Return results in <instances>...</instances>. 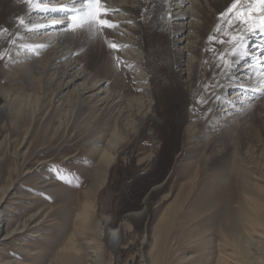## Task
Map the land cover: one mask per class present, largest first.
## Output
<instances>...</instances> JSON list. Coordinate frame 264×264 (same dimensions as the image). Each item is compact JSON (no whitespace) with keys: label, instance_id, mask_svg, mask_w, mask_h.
Returning a JSON list of instances; mask_svg holds the SVG:
<instances>
[{"label":"bare ground","instance_id":"6f19581e","mask_svg":"<svg viewBox=\"0 0 264 264\" xmlns=\"http://www.w3.org/2000/svg\"><path fill=\"white\" fill-rule=\"evenodd\" d=\"M43 1L53 2V0ZM71 1L74 0H61L60 3ZM75 1H77L76 6L81 7L80 0ZM118 1L103 0L102 7L109 9V14L104 19H108L113 12L130 10V12L134 11V16L127 18V20H131L135 25L116 23L114 26V22L109 20L113 25L111 28L101 29L98 25H93L91 28L69 29L67 27L68 19L65 18L68 22L64 24V17L58 20L57 18L59 14L68 16L67 10L71 7L66 3L58 4L56 7L51 5V9L56 10L49 12L57 14L60 11L58 15H54L56 22L50 24L52 26L51 31L42 33L41 37L36 39L32 37L31 39L34 41H30V39L23 43L15 42L18 46L11 47V56L7 58L9 59V61L7 60L9 65L6 72L8 75L0 77V129L4 132L0 141V149L3 146L7 149L8 145L11 146L9 151L5 147V151H0V245L6 244L9 239H15V235L22 231L33 232L31 229L36 225V221L32 219L34 215L19 220L16 219L17 217L9 216L10 212L6 214L4 210L8 209L6 207L9 199L16 198V194L20 193L16 184L18 181L15 178L20 180L28 178L27 175L35 173L36 169L54 164L39 158L41 151L36 150L33 141L28 140L29 137L26 139L29 132L32 138L35 137V134L39 135L38 132L40 131L37 130L35 133V128L30 130L32 121L33 124H37L45 115L44 111L51 110L53 112V108L50 109L52 101L58 102V107L56 108L54 125L46 124L50 129L46 131L49 135H47L49 141L54 139L55 135L63 134L68 129L70 120L75 116L77 121L74 120L78 126L81 124L87 131L91 128L93 130L86 140L89 143L88 150L98 159L97 172L93 178L91 177V185H93L96 184V181L102 180L104 170L115 159L120 158L118 151L129 132L133 133L136 127L140 128L152 124L156 126L161 124L162 126L167 122L166 108L164 110L158 106L160 105L158 96L160 94L169 95L174 92L180 99L176 103L173 101L174 104H179V108L174 111L172 118L179 122L178 127L181 133L179 135L182 136L183 145L185 143L188 147L180 146L173 155V163L179 157L185 159L184 164L178 163L179 166H182L181 171L174 173L175 179L182 181L175 193L161 195L163 200L169 196L172 197L171 203L173 204L163 211V216L157 227L158 231L165 232L167 231L166 228H172L176 224L175 220L178 216L181 219H179L176 227L186 225V227L191 228L195 222L191 223V219L196 215L194 210L199 211L205 199L220 201L218 203H221L222 209H220L223 213L224 210L226 213L229 211L231 202H239L237 212L234 213V216L228 215L225 221V233H222V237L219 239L220 250L217 264H264V184L261 185L264 182L262 175L264 169L258 168L255 164L252 165L250 150L243 148L247 141L259 142L261 136L257 129L245 130L236 122L237 120L241 121L237 117L244 110L247 111V115L253 119V122L260 119L264 122V98L259 99L260 103L252 105L251 108L246 106L248 100L252 98L251 93L264 88V73L259 72L257 74L261 69V64L256 67L255 63L260 62L256 60V54L264 51V33L255 30L251 34H246L245 29L248 25L241 26L237 32L236 16L224 14L228 6L233 4L235 0H207L208 2L203 0L214 7L215 11L211 14L212 17L217 14L220 17L215 23V30L211 32L207 30L211 16L207 17L208 14L198 16V12L193 13L192 5L186 13L181 11L171 15L166 10L169 0H128V2L136 4L135 6L132 4L121 6L116 4ZM34 2L36 0H33V3L29 5L25 3V0H4L0 14L2 16L6 14L18 15L19 17L16 19L18 20L20 16L31 19L33 17H30L32 11L47 12L43 11V8H34ZM154 2L158 3L161 9L164 8L163 14L158 17L157 21L151 14L149 16L147 14L150 4ZM181 2L182 0H177V4ZM184 3L186 4L187 0H184ZM49 5L47 3V7ZM62 6L66 10L57 9ZM247 8L248 4L242 0L237 5L236 12L244 11ZM191 16L196 19L200 17L202 21L197 26L185 23L184 29L181 27L175 29L170 25L172 18L185 21ZM123 19L126 20V18ZM256 23H259V20ZM62 25L65 27L61 28ZM29 26L30 24L19 22L17 26H11L13 28L8 30L9 35L6 34L7 32L2 34L0 54L4 51L7 43L13 41L14 38L24 37L18 35ZM148 26L154 27L153 30L151 28V32L147 30ZM218 27L219 30H217ZM46 28L44 24L39 27L36 24L30 30ZM121 28L130 32L131 35L125 34L124 36ZM187 29L194 30L195 34L200 36L199 41L192 44L186 36L182 40V42L187 40L185 49L171 51L169 44L178 47L176 44L180 42L175 40L172 44L170 36ZM221 31H224L225 35H220L221 39L219 38L213 54H204L202 47L204 42L209 39L208 36L219 35ZM146 33H152L149 45ZM237 34H245L246 39L239 55H233L232 49L235 42L228 43L226 41H232L233 36ZM32 36H36V34ZM247 37L251 39L249 42L253 41V45L256 46L253 55L252 53L251 55L244 53L248 42ZM54 43L55 45H53ZM79 43H84L85 46L78 48ZM112 43L117 44L119 49L112 52L109 48ZM48 46L51 47L47 49ZM147 46H151L153 49L151 56L153 55L158 62L161 61L159 68L162 78L161 81H158L155 76L153 85L152 82L151 84L148 82L150 79L146 78L147 71L145 68L148 63L143 62L146 57L140 56L141 47L146 51ZM114 54L116 56H113ZM118 57L122 58L125 65L129 67L133 77L132 81L135 82L134 87L126 82L123 72L125 70H121L123 66L120 65ZM225 60L229 62L227 66L224 63ZM252 71L254 75H260L259 78L252 79L254 78ZM246 74L249 75L245 76ZM19 78L25 80L22 85H32L33 91L31 93L16 87ZM244 80H250L249 84H253H246ZM10 81L11 84H9ZM226 83L228 85L227 94H225L224 89L222 90V86L224 87ZM235 100L238 101L236 105L234 104ZM216 107H220V109L216 110ZM162 109L163 113H160ZM51 114H48V118ZM255 125L257 124L255 123ZM234 134L241 135L237 136L238 142L235 140L231 145V152L227 153L229 146H225L224 142H221L227 137L234 139ZM210 139H212L214 149L220 147V149L215 150L213 155L221 157L224 162L216 167L206 168L204 167L205 162L198 160V155L208 146ZM38 145L42 146L43 143L39 144L38 142ZM221 146H223L222 149ZM150 157H153L151 152L144 158H138L137 163H142L143 160ZM32 160L33 162H31ZM172 167L173 169H171ZM173 170L174 166H171L167 174L150 188L151 191L145 192L139 205L140 209L123 213L119 218L108 215L94 222L92 202L83 201L76 214V230L58 249L52 264H101L100 244H105L112 252L119 249L121 238L130 230L131 222L136 223L143 220L145 212L148 210L149 201L162 192L169 173L173 174ZM254 171L259 172V175H254ZM251 177L258 182L250 183ZM39 178L40 176L37 181L40 180ZM44 182H49V178ZM254 188L256 191L259 190V193L254 191ZM12 189V195L7 197ZM20 195L22 194L20 193ZM183 203L190 204L180 214ZM77 236H82L84 248L80 245L81 238L78 239ZM211 242L210 239L207 243L210 244ZM159 250L156 251V257L160 256ZM147 257L148 260H146ZM147 257L142 258L143 264H159L156 260H152L150 253L147 254ZM3 260L4 257L0 255V264H8V259L7 261ZM12 261L17 262V259L10 260L11 263H13Z\"/></svg>","mask_w":264,"mask_h":264},{"label":"rangeland","instance_id":"374dc122","mask_svg":"<svg viewBox=\"0 0 264 264\" xmlns=\"http://www.w3.org/2000/svg\"><path fill=\"white\" fill-rule=\"evenodd\" d=\"M60 1L61 0H53V2H50L36 0V2H34V8L36 7L44 9L45 7H47V3L50 4L47 7L49 9L52 8L51 5H54L53 7H56L58 4L65 3L66 5L72 7L71 3L74 2L73 4L76 5L77 2L74 0L69 3H60ZM207 2L205 3V1L203 0H187V3L185 4L184 0H182L181 3L177 4V0H169L168 8L166 10H168L167 12L171 15L175 13L178 14L181 11H185L186 13L192 5L193 13L198 12V16H206L207 14V17L211 16V21L208 24L209 27L207 28V30L211 32L215 30V23L219 20L220 17L218 14L212 17L211 14H213L215 9L213 6L211 7L210 3ZM111 3L113 4L114 2ZM3 4L4 0H0V8L3 6ZM116 4L121 6H130V4L132 3L128 2V0H119ZM135 5L136 4H132V6ZM231 5L228 6V8L231 7ZM178 6H180L181 8H179ZM148 9V16L149 14H151V16L156 19L155 21H157L158 17L163 14L162 11H164V8L161 9V6L155 2L153 4H150ZM1 10L2 8L0 9V13H2ZM236 11L237 9H234L235 13ZM59 12L60 11H58V13ZM58 13L56 14L49 11H47L46 13H41L40 11H32L30 17H33L31 19H28V17L24 18L20 16L18 20H16L19 17L18 15L6 14L2 16V14H0V38L2 34L6 32V34L9 35L8 30L13 28L11 26H17L21 19H23L24 23L30 24L29 27L23 29L22 33L18 35L24 37L14 38L13 41L7 43V45L3 49L4 51H2V53L0 54V77L8 75L6 72L9 65V59L7 58L11 56V47L15 48V46H18L15 44V42L23 43L30 40L32 37L33 39H36L37 37H41L42 33L44 34L47 31H51L52 26H50V24H54L56 22L54 21V15H58ZM224 14L229 16V14H227V11ZM65 15L59 14L57 20L61 17H64V20L65 18L68 19V16ZM133 16L134 11H117L111 13L107 20L113 21L114 26H116V23L132 26L135 24H133L131 20L128 21L127 18L129 19ZM123 18H126V20ZM201 21L202 19L200 17L196 19L192 16L188 17L185 21L175 20L172 18L170 20V25H172V27L175 29L179 27H181V29H184L185 27L183 28V26L185 25V23L197 26V24H200ZM63 22H65L64 24H66L68 21L65 20ZM36 24H38V27L44 24L47 28L30 30L31 28L36 26ZM63 26L65 27V25H62L61 28H64ZM137 27L139 26L137 25ZM151 28L153 30L154 27L148 26L147 30L151 32ZM121 29V32L124 36L125 34H130V32H128L124 28ZM217 30H219V27L217 28ZM183 31L181 30L170 36L172 44L173 41L175 42V40H178L177 42H180L179 44H176L178 45V47L169 44V48L171 51L184 50L187 40L184 42H182V40L186 36L187 39L192 42V44H196L197 41H199L200 36H198V34H195L194 30L187 29L186 31ZM33 34H36V36H32ZM151 34L152 33H146L148 37V45L150 42L149 40H151ZM220 35H225V32L221 31L219 35L214 36L213 34L211 36H208L209 39L204 42V45L202 47V52H204V54H213L217 46V42H219V40L221 39ZM210 37L214 39H210ZM250 38L247 37L248 42L246 50L244 52L246 53V55H251V53L253 55L255 52L254 50L256 46L253 45V41L249 42L251 40ZM33 39H31L30 41H32ZM53 45H55V43ZM83 46H85L84 43H79L77 47L82 48ZM50 47L51 46H48L47 49H49ZM227 47L228 45L226 46V48ZM110 50L114 52V50H112L111 48ZM144 50L145 49H143L142 47L141 51L139 49L140 56L146 57L143 60V62L148 63L147 65H149H146L145 68L147 71L146 78L148 77L147 79H150V81L148 80V82L150 84L152 82L153 85L155 78L156 80L161 81L162 75L159 68V63L161 61L158 62L157 59L153 57V55L151 56V51H153L151 46H147L146 51ZM113 56L116 55L114 54ZM256 56V60L260 61L255 62L257 67L261 64V61H264V51L262 50L258 52ZM118 59L120 60V65L123 66L121 70H125L123 72L126 82L131 85V87H134L135 82L132 81L133 77L131 76L129 67L125 65V62L122 58L118 57ZM259 72L264 73V71L259 70L257 74ZM248 75L249 74H246L245 76ZM253 75L254 74L252 71V77ZM259 76L260 75H254V78L252 79H257L259 78ZM244 81H246V84H249L250 80ZM24 82L25 80L23 78H19L18 85L16 87H20V90L30 91L31 93L33 91L32 85H22L24 84ZM9 84H11V81L9 82ZM251 84L253 83H250L249 85ZM227 86V83L224 84V87L222 86V90H225V94L228 93ZM251 96L252 98L249 99L250 101L248 100L246 104L247 108H251L252 105L260 103L259 99L264 98V88L260 91L256 90L252 92ZM179 99V96L174 92L170 93L169 95L160 94L158 96L160 105L158 106H161V108H163L164 110L166 108L165 111H167L168 117L166 118L167 122L162 124V126L161 124L159 126L152 124L140 128L136 127L133 133L129 132L128 136L125 139V142L121 144V147L118 151V156H120V158L118 157L117 159H115V161L104 170V173H102L104 178L102 180L96 181V184L94 183L93 185H91V177L93 178L94 174H96L97 172L96 166L98 163V159L95 155H92L90 153V151L88 150L89 143L86 142L93 130L91 128L87 131L84 125L81 124H79L78 126L75 116L72 117L73 119L70 120L68 129H66L63 134L55 135L54 139L52 138L53 140L51 139L49 141V138H47L48 133L46 132L49 129L47 125H54V122L56 121V108L58 107V102L52 101L50 109L53 108V112H51V110H48L49 112L44 111L45 115L37 124H33L32 121L30 130L35 128V133L37 130L40 131L38 132L39 135L35 134V137L32 138L31 133L29 132L26 136V139L29 137L28 140L31 139V141H33V145H35L34 147L36 148V150L39 149L41 151L39 158L47 161L48 163L53 162L54 164H48L47 167L36 169L35 173H29L27 175L28 178H23L22 180H20L19 178H15V180L18 181V183H16L17 188L19 189L18 191L24 197L20 195V193L16 194L17 197L14 199H9L6 207L8 209L4 210L6 214L10 212L8 214L9 216L12 215L14 218L17 217L16 219L19 220H24L29 218V216L34 215L32 219L36 221V225L33 226L34 229H31V231L33 232L27 230L22 231L15 235V239H9L7 240L6 244L0 245V255L4 257V260L7 261L8 259V264H52L55 259V254L58 252V249L64 244L65 240H67V238L76 230V214L77 211L80 210L83 201L89 200L92 202L94 208L92 209V218L94 222L97 221V219L99 220L102 217L108 215H111L113 217L117 216L119 218L123 213H126L130 210L140 209L139 205L142 202V197L145 192H147L148 190L151 191L150 188L154 186L156 182L158 183L165 174H167L171 166H174L173 174L169 173L168 180L165 182L161 190L163 193L161 192L151 198V201H149L148 203V210L145 212V217L143 218V220H139L136 223L131 222L132 225L130 230L121 238L119 249L116 252H112L105 246V244H100L101 252L99 254L101 256V264H143L144 261L142 260V258H146L148 253L151 254L152 260H156L157 262H159V264H217V260H219L217 259L218 252L220 250L219 239L222 237V233H225V221L227 220L228 215L231 217L232 215L234 216L235 212H237V208L240 205L239 202H231L229 206L233 209L230 208L227 213L224 210L223 213L221 211V203H218L220 201L205 199L202 202V208L199 211L194 210L196 215L191 219V223L193 221L195 222H193L194 224H192L191 228L186 227V225L183 227L182 225L176 227V225H178L179 223V219H181L179 216L175 220L176 224L172 228H166L167 231L159 232L157 228L163 216V211H165L167 208H170V206L173 204L171 203L172 197L169 196L166 200H163L161 198V195L164 193H170V195L175 193L182 181H177L175 179L174 173L176 171L178 173L181 171L182 166H179L178 163L184 164L185 159L184 157H179L175 160V164V161L173 163L172 159L173 155L177 150H179L180 146H184L185 148L188 147L185 143L184 145L182 143L183 140L181 139L182 136H180V128L178 127L179 122H177V120H173L172 118V114H174V111L179 108V104L174 103H176V101L178 102ZM237 103L238 101L235 100L234 104L236 105ZM163 109L160 113H163ZM219 109L220 107H216V110ZM48 114H51V116L49 117L50 119L48 118ZM237 118L241 119L240 122L238 120L236 122H238L243 129L249 131L251 129L258 130L261 136V140L257 143L255 141H247L243 145V148L245 147L250 150L249 152L252 154V165L255 164L258 168L262 167L264 169V125H262L264 122H262L261 119L253 122V119H250L251 117L247 115L246 110L240 113ZM255 123L257 125H255ZM260 124L262 125V127ZM76 125L78 128L76 127ZM3 134L4 132H2V130L0 129V141ZM160 134L162 137L160 136ZM240 135L241 134H234V139L231 137L223 139L221 143L224 142L225 146H229L227 148V153L231 152L232 143H234L235 140L236 142H238L237 136ZM208 141L211 142L212 139ZM38 142L39 144L42 142L43 145L39 146ZM209 142L208 146L203 151H200L198 155V160L205 162L204 167L206 168L216 167L224 162V159H222L221 157H216L215 154L213 155L215 150L220 149V147L214 149V146L212 145L213 143L211 142V145H209ZM9 146L10 145H8V149L5 146L1 147L0 151H5L6 149L9 151L11 148V146ZM223 146H221V149ZM23 149L25 150V147ZM150 152L153 153V157L143 160L142 163H137L138 158H144ZM31 162H33V160ZM171 169H173V167ZM254 175H259V172L254 171ZM262 175L264 176V170ZM39 176L40 180L37 181ZM48 178L49 182H44V180ZM254 181L257 180L251 177L250 183L254 184ZM262 184H264V182H262L261 185ZM253 190L256 191L255 188ZM12 191L13 189L8 193L7 197H10L12 195ZM256 192L259 193V190H257ZM16 200L17 202H15ZM189 204L190 203H183V208L181 207L180 209L182 211H180L179 213H183V210L187 205L189 206ZM81 237L77 236L78 239ZM208 237H211L210 239L212 240L210 244L207 243L210 240ZM82 239L83 238L80 239V245H82L84 248V240ZM207 244L208 246L206 247ZM157 250L161 252L159 254L160 256L158 257H156ZM183 256H186V258H183ZM15 259H17V262H10V260ZM146 260H148V257L146 258Z\"/></svg>","mask_w":264,"mask_h":264},{"label":"snow or ice","instance_id":"6c2138e0","mask_svg":"<svg viewBox=\"0 0 264 264\" xmlns=\"http://www.w3.org/2000/svg\"><path fill=\"white\" fill-rule=\"evenodd\" d=\"M103 0H80L81 7L77 8L75 4H72L71 9L67 10L68 15V25L69 29L75 28H91L93 25H98L101 29L111 28L112 23L104 19L105 16L109 14V9L102 7ZM242 0H235V2L227 9V14L235 15L237 19L236 30L239 32V29L243 25H248L245 29L246 34H251L255 30H259L261 33H264V0H243L244 3L248 4V8L244 11H239L234 13V9L237 8V5L240 4ZM25 3L31 5L33 0H25ZM57 9H65L64 6ZM35 10V9H33ZM43 11H53L56 9H49L45 7ZM66 10V9H65ZM223 15V14H222ZM259 20V23L256 21ZM20 23L23 24V19L20 20ZM62 24V22H59ZM210 39H214L210 37ZM246 39L245 34L234 35L232 41H226L228 43H234L232 49L233 55H239L243 50L244 41ZM225 42V41H222ZM112 50H118L119 46L115 43L109 45ZM225 65H228V61H224ZM261 71H264V61H261Z\"/></svg>","mask_w":264,"mask_h":264}]
</instances>
